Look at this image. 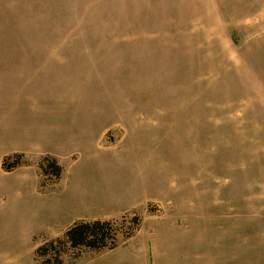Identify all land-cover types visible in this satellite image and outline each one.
Returning <instances> with one entry per match:
<instances>
[{
  "label": "rangeland",
  "instance_id": "rangeland-1",
  "mask_svg": "<svg viewBox=\"0 0 264 264\" xmlns=\"http://www.w3.org/2000/svg\"><path fill=\"white\" fill-rule=\"evenodd\" d=\"M2 152L61 172L0 212V264H264V0H0ZM76 219L115 246L39 255Z\"/></svg>",
  "mask_w": 264,
  "mask_h": 264
},
{
  "label": "crops",
  "instance_id": "crops-1",
  "mask_svg": "<svg viewBox=\"0 0 264 264\" xmlns=\"http://www.w3.org/2000/svg\"><path fill=\"white\" fill-rule=\"evenodd\" d=\"M41 129L39 128L38 130L41 131ZM35 131L27 133L30 135L26 138L23 137L25 138L23 141L27 142L33 151H23L18 146V148L12 147L9 152L21 151L25 157L35 160L44 154L46 146L56 143L55 134L47 140L45 134L35 135ZM14 143L20 144L21 142L15 141ZM6 154V152L0 153V212L11 211V208L15 210L14 205L23 198L28 200L27 207L25 208L28 214L35 213L33 210L39 212L43 208L46 189L40 185L41 173L38 166L35 163L24 164L16 166L10 171H5L2 168L1 162L3 156ZM41 187L43 188L41 189ZM36 198L37 201H35Z\"/></svg>",
  "mask_w": 264,
  "mask_h": 264
},
{
  "label": "trees",
  "instance_id": "trees-1",
  "mask_svg": "<svg viewBox=\"0 0 264 264\" xmlns=\"http://www.w3.org/2000/svg\"><path fill=\"white\" fill-rule=\"evenodd\" d=\"M44 162L52 169L55 178H58L60 176L61 167L56 162V159L51 156H44L38 164L41 174H45L47 171V166L45 167V164H43ZM16 166H18V162L9 164L8 157L3 159L2 168L5 171H10ZM115 241L116 229L111 221L100 219L77 220L65 230L62 239H54L45 242L37 251H39V255H45L47 252L45 249H47V247L54 249L55 246L60 243L68 244L69 247L72 248L87 247L99 251L113 248L115 246ZM52 264H61V260L56 257Z\"/></svg>",
  "mask_w": 264,
  "mask_h": 264
}]
</instances>
